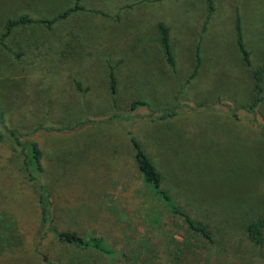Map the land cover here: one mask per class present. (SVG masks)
<instances>
[{
  "label": "rangeland",
  "instance_id": "374dc122",
  "mask_svg": "<svg viewBox=\"0 0 264 264\" xmlns=\"http://www.w3.org/2000/svg\"><path fill=\"white\" fill-rule=\"evenodd\" d=\"M222 1L232 13L224 7L198 18L199 3L189 0H80L82 9L55 20L74 0H0V37L20 14L54 19L15 27L4 38L0 114L9 129L33 134L42 151L52 227L105 239L112 250L107 255L51 234L40 240L39 205L22 171L23 155L13 152L0 125V264H264L242 233L264 213L261 119L252 122L244 111L243 121L236 119L232 112L240 106L226 100L209 107L182 102L190 95L182 83L196 52L211 54L214 61L203 67L217 71L203 72L200 86L210 74L223 81L218 68L232 66L225 82L234 97L247 84L236 66L237 33L254 61L264 53V0ZM157 23L179 33V62L171 66L182 71L178 84L171 68L164 74ZM121 77L126 91L118 87ZM147 99L151 104L131 111L132 101ZM172 110L174 116L157 119ZM127 132L152 159L171 200L207 224L215 243L189 231L143 184Z\"/></svg>",
  "mask_w": 264,
  "mask_h": 264
},
{
  "label": "trees",
  "instance_id": "16d2710c",
  "mask_svg": "<svg viewBox=\"0 0 264 264\" xmlns=\"http://www.w3.org/2000/svg\"><path fill=\"white\" fill-rule=\"evenodd\" d=\"M74 2H75L74 6L67 8L62 13L58 14L54 19L55 20L64 19L69 15H71L72 13L76 12L77 10L82 9V7L79 5L80 0H74ZM209 9L211 10V6H209ZM54 19L51 20L37 19L32 17L28 13H23L17 16L16 18L9 19L5 23V28H4L5 32L0 37V46L7 49L6 44L4 42V38L13 28L22 25L32 24V23H44L46 25L47 24L50 25L53 23ZM161 32H162V43L166 55L168 57V61L171 64H173L168 48L166 30L164 28H161ZM239 46L244 54L246 62L248 63V54L244 50L241 40H239ZM263 64H264V60H263ZM262 70H263V66L262 68L255 70L253 72V77L255 82L254 83L255 97L253 102L248 106H240L236 108L235 109L236 112H232V116L236 117V119L242 120L239 116L240 113L239 111H248L254 113L256 109L259 108L262 101V87H261ZM110 90L112 94H115V82L112 75L110 81ZM144 106H145L144 103L133 102L131 103L130 109L131 111H134L137 108ZM199 106L209 107L205 105L204 106L199 105ZM175 113L176 110H172L164 113L159 112V114L156 115H158L157 119H163L166 117L174 116ZM110 117L107 118V120L110 121L111 119H113L112 117H116V115H113L111 118ZM150 117L153 116L150 115ZM80 124L81 123H78L77 125ZM0 125L2 129L5 131V133H7L11 139V147L13 152L15 154L17 153L18 155H23V163L21 166L22 171L25 175L24 177H26L27 180L26 183L27 185H29V190L36 197L39 205V224H38L37 233L40 234L39 237L40 240L42 241L45 240L49 236V234H51L54 236L55 239L63 243L72 244L79 247L91 246L103 252L104 254L107 255L111 254L112 250L107 245L105 239L103 240L102 238L95 236L92 237L90 236V238H86L77 235L75 233L58 231L57 229L52 227V224L54 223V218L53 215L49 212V209L51 208V202H50L51 200L49 198L50 197L49 194L46 193L45 180L47 178V174L42 163V159H43L42 151L40 150L36 141L30 138V136L33 134L24 135L20 133L18 130L9 129L5 124L4 118L1 116V114H0ZM127 133L130 136L129 139L133 145L132 148H133L134 161L142 177L143 184L146 187H148L150 191L153 194H155L156 197H159L163 205H165L173 214L182 217L183 222L189 231L199 235L210 244L215 243V236L213 232L208 228L207 224H204L203 222L192 218L187 212L181 211L178 208V206L171 200V196L168 195V190L164 186L162 175L153 164L152 159L148 156L146 150L141 145V143L135 140V138L132 137V135H130V132ZM25 137L28 138L26 140V143H23L22 141L24 140ZM3 140H4L3 132L0 131V143L3 142ZM12 144H14V146ZM242 233L244 238L251 244L257 246L261 254L264 255V213L258 219L245 224L244 227L242 228Z\"/></svg>",
  "mask_w": 264,
  "mask_h": 264
},
{
  "label": "crops",
  "instance_id": "0c3cea01",
  "mask_svg": "<svg viewBox=\"0 0 264 264\" xmlns=\"http://www.w3.org/2000/svg\"><path fill=\"white\" fill-rule=\"evenodd\" d=\"M189 2H191L193 5H196L199 3L198 6L200 8V11H202L204 15L203 14L199 15V13H198L195 15L198 18H201V16H203V18H204L206 15V12H205L206 10L208 12H211L212 16H216V11L218 9L224 8V7H226L227 10L229 9L230 13H232L231 7H227L229 4L222 1V0H210V1H208V0H189ZM209 6H211V10L209 9ZM225 17L226 16H224L222 18L224 19ZM32 24H35V23H32ZM29 25H31V24L22 25V26H29ZM156 26H158V32L160 31L159 44L161 45V47L164 50V52H162V56L166 62L164 64V67H165L164 74L167 77L166 71H167V69L170 70V68H171L172 70H170V71H172V77L170 79H174L178 84L180 82L179 78L182 75L181 70L175 69L177 66V63L179 62L177 55L175 54L176 50L180 47V42L178 40L179 33L177 32V28L174 27L173 25H165L164 26L162 24L157 23ZM161 28H164L166 30L167 40H168V48H169L170 56L172 58V61H173L175 68L171 67L172 64L168 61V57L166 55V52H165V49H164V46L162 43ZM235 38L236 39L234 40V45L236 47V50H238V53L236 54V66H237V68L241 67L242 69H244V71L246 72V77H247V84L240 87V88H244V89L240 90L238 88L236 90L237 94L235 97L232 95V92L229 90V88H230L229 84L230 83L227 84L225 82V80H226V76H229L232 73V70H233L232 66L231 67L228 66L229 67L228 69L223 68L222 70L218 68L219 73H220V78L223 81H219V82L214 81L212 74H210L207 77V80H206L204 87H201L200 84L198 83V79L200 78L202 73L203 72H208V73L215 72V73H217V71L213 68H209V67L204 68L203 67L206 65L207 62L212 63L214 61L211 54L202 56L198 52H196L194 54V57L192 58V61H191V68L188 71L189 75L187 76V79H189V80L184 81V82L182 81L183 83L181 82L183 89L185 88V85H187V89L189 90L190 95L183 97L182 95L178 94L177 96L183 97L182 102H192L195 99L197 105H206L207 103L216 104L217 102H223L226 100L229 102H233L239 106H248L253 102L254 97H255V90H254V83L255 82H254L253 72H254V70H256V69L258 70V69L262 68V66H263V70L261 72V87H262L261 104H260L259 108L256 109V111L254 113L244 111V115L246 117H249V119L252 122H254L253 121L254 119L256 121L257 118H260L261 122L259 123V126L262 127V129H264V64H263L264 53L259 55L257 57V60L254 61L252 51H248V50H253L252 48H250V44L248 43V41H244V43L241 41V43L243 44L244 50L248 54V63H247L245 60L244 54H243V52L239 46V40H241L240 39V33H237V36ZM254 48H255V50H259L255 46H254ZM211 49L213 50V48H211ZM4 50H6V49H4ZM262 50H264V48ZM7 54L8 53L5 52L6 58H7ZM3 55H4V53H3ZM238 56H239V58H238ZM217 58H218V55L215 58V62L217 61ZM117 63L120 64L121 61L118 60ZM207 68H209V69H207ZM194 71H195V73H194ZM173 72H174V74H173ZM113 78H114V76H113ZM214 78L216 79V74H215ZM114 80H115V78H114ZM134 85H135V83L132 82L131 86L134 87ZM142 85H146V83L142 84ZM180 86H181V84L178 85V90L180 89ZM235 86H237V85H235ZM118 87H122V89H123L122 91H126L128 89L127 85L122 84V77L119 78ZM137 88L138 87L135 88V94H137V90H136ZM201 90L203 91V97L197 98V93L201 95ZM138 95L139 96L142 95L141 90H140ZM192 95H194V96H192ZM134 102L151 104L148 99L145 101L136 100ZM132 103H133V101H132Z\"/></svg>",
  "mask_w": 264,
  "mask_h": 264
}]
</instances>
